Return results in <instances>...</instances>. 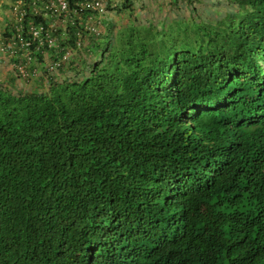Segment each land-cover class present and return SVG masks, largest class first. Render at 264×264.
<instances>
[{"label": "trees", "instance_id": "16d2710c", "mask_svg": "<svg viewBox=\"0 0 264 264\" xmlns=\"http://www.w3.org/2000/svg\"><path fill=\"white\" fill-rule=\"evenodd\" d=\"M154 3L50 72L0 51V264H264V0Z\"/></svg>", "mask_w": 264, "mask_h": 264}, {"label": "built area", "instance_id": "2783aa9c", "mask_svg": "<svg viewBox=\"0 0 264 264\" xmlns=\"http://www.w3.org/2000/svg\"><path fill=\"white\" fill-rule=\"evenodd\" d=\"M119 1L7 0L14 33L0 41V51L19 56L16 68L21 76L31 77L43 67L56 70L99 36L105 15Z\"/></svg>", "mask_w": 264, "mask_h": 264}, {"label": "rangeland", "instance_id": "374dc122", "mask_svg": "<svg viewBox=\"0 0 264 264\" xmlns=\"http://www.w3.org/2000/svg\"><path fill=\"white\" fill-rule=\"evenodd\" d=\"M4 2H6L7 0H3ZM1 8L2 9H5L4 7H2V5L0 6V15H1ZM133 15H136L134 14V12H131V14L129 13V10H122V11H119V12H115L113 13V19L115 20V25L119 24L120 22H126V21H130V19L132 18ZM113 26V25H112Z\"/></svg>", "mask_w": 264, "mask_h": 264}, {"label": "clouds", "instance_id": "9594fccd", "mask_svg": "<svg viewBox=\"0 0 264 264\" xmlns=\"http://www.w3.org/2000/svg\"><path fill=\"white\" fill-rule=\"evenodd\" d=\"M117 10H116V8L113 10V11H110V12H108L106 15H105V17H104V19H103V21H102V26H101V31H100V34H99V36L97 37V38H92V39H90L91 41H95V42H98L99 41V39L104 35V33H105V29H106V26L107 25H105V23H106V20H107V18H111L112 20H113V23H115V20L113 19V13H115ZM122 11V10H121ZM117 12H119V11H117ZM94 42V43H95ZM98 43H100V42H98ZM82 56H84L83 54H82Z\"/></svg>", "mask_w": 264, "mask_h": 264}, {"label": "crops", "instance_id": "0c3cea01", "mask_svg": "<svg viewBox=\"0 0 264 264\" xmlns=\"http://www.w3.org/2000/svg\"><path fill=\"white\" fill-rule=\"evenodd\" d=\"M142 1L145 2V7H144L145 9L148 8L150 10L152 7H155V3H154L155 0H142ZM145 9H143L142 11H145ZM153 9H155V8H153ZM140 16H141V13H140Z\"/></svg>", "mask_w": 264, "mask_h": 264}]
</instances>
